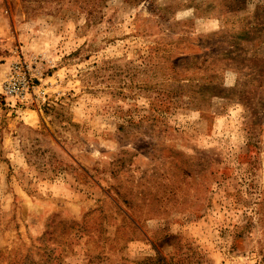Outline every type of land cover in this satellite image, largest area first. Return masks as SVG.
Masks as SVG:
<instances>
[{"label": "rangeland", "instance_id": "1", "mask_svg": "<svg viewBox=\"0 0 264 264\" xmlns=\"http://www.w3.org/2000/svg\"><path fill=\"white\" fill-rule=\"evenodd\" d=\"M0 264H264V0H0Z\"/></svg>", "mask_w": 264, "mask_h": 264}, {"label": "built area", "instance_id": "2", "mask_svg": "<svg viewBox=\"0 0 264 264\" xmlns=\"http://www.w3.org/2000/svg\"><path fill=\"white\" fill-rule=\"evenodd\" d=\"M32 62L24 58L12 63L4 76L2 92L5 96L24 102L36 89L32 81Z\"/></svg>", "mask_w": 264, "mask_h": 264}]
</instances>
